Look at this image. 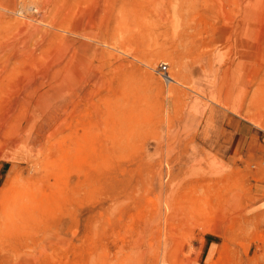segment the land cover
I'll return each instance as SVG.
<instances>
[{
    "label": "rangeland",
    "instance_id": "1",
    "mask_svg": "<svg viewBox=\"0 0 264 264\" xmlns=\"http://www.w3.org/2000/svg\"><path fill=\"white\" fill-rule=\"evenodd\" d=\"M0 264H264V0H0Z\"/></svg>",
    "mask_w": 264,
    "mask_h": 264
},
{
    "label": "bare ground",
    "instance_id": "2",
    "mask_svg": "<svg viewBox=\"0 0 264 264\" xmlns=\"http://www.w3.org/2000/svg\"><path fill=\"white\" fill-rule=\"evenodd\" d=\"M43 45H44V44H43ZM42 47H44V46H42ZM42 47H41V48H42ZM24 56H25V55H24ZM68 56H69V55H68ZM65 57H66V56H65ZM242 57H243V56H242ZM68 58H69V57H68ZM47 60H48V59H47ZM68 60H69V59H68ZM64 61H65V60H64ZM65 63H66V62H65ZM66 64H67V63H66ZM66 64H65V65H66ZM70 65H71V64H70ZM49 71H50V70H49ZM58 74H59V73H58ZM58 74H56V75H58ZM92 74H93V73H92ZM89 77H90V76H89ZM93 77H94L95 80L99 78L97 75H94ZM93 77H92V78H93ZM87 79H88V78H87ZM47 80H48V79H47ZM171 80L174 81V78H171ZM40 81H41V80H40ZM54 81H55V79H54ZM33 82H34V81H33ZM34 84H35V82H34ZM34 84H33V85H34ZM45 85H46V84H45ZM40 87H41V86H40ZM56 90H58V89H56ZM36 91H38V90H36ZM49 96H50V95H49ZM16 103H17V101L14 102L13 104L16 105ZM63 105H64V104H63ZM10 106H11V105H10ZM13 112H14V111H13ZM53 113H54V112H53ZM7 116H8V115H7ZM56 117H57V116H56ZM8 118H9V116L6 117V118H3V119H2V121H3V123L1 124L2 127H5V126L7 125ZM56 120H58V119H56ZM22 122H23V121H22ZM18 123H20V122H18ZM42 124H43V123H42ZM16 125H17V121H16ZM16 125H15V126H16ZM48 125H51V124L48 123ZM48 125H46V126H48ZM119 126H120V125H119ZM19 127H20V125H19ZM50 127H51V126H50ZM16 129H17V126H16ZM26 129H27V128H26ZM43 129H44V128H43ZM45 131L47 132L46 129H45ZM36 140H37V139H36ZM163 185H164V184H163ZM163 190H164V189H163ZM167 200H168V199H167ZM168 217H169V216H168ZM176 217H177V216H176ZM146 229H147V228H146ZM146 235H147V234H146ZM132 239H133V237H132ZM139 239H140V238H139ZM136 240H137V239H136ZM133 241H134V240H133ZM137 242H138V240H137ZM137 242L135 241V243H137ZM138 244H139V243H138ZM134 246H135V244H134ZM139 247H140V245H139ZM135 248H136V247H135ZM135 248H134V249L132 248V249L135 250ZM146 251H147V250H146ZM128 252H129V251H128ZM128 252H127V253H128ZM138 252H139V251H138ZM140 253H141V252H140ZM132 254H133V252H132ZM134 255L136 256V254H134ZM132 256H133V255H132Z\"/></svg>",
    "mask_w": 264,
    "mask_h": 264
},
{
    "label": "built area",
    "instance_id": "3",
    "mask_svg": "<svg viewBox=\"0 0 264 264\" xmlns=\"http://www.w3.org/2000/svg\"><path fill=\"white\" fill-rule=\"evenodd\" d=\"M158 73L165 82H171V77L169 74V65L166 62H163L159 65Z\"/></svg>",
    "mask_w": 264,
    "mask_h": 264
},
{
    "label": "crops",
    "instance_id": "4",
    "mask_svg": "<svg viewBox=\"0 0 264 264\" xmlns=\"http://www.w3.org/2000/svg\"><path fill=\"white\" fill-rule=\"evenodd\" d=\"M238 149V148H237Z\"/></svg>",
    "mask_w": 264,
    "mask_h": 264
}]
</instances>
